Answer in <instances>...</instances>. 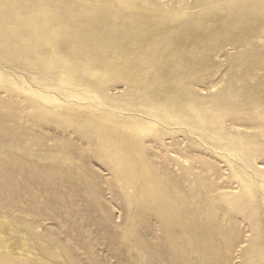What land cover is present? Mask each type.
I'll list each match as a JSON object with an SVG mask.
<instances>
[{"label":"rangeland","instance_id":"rangeland-1","mask_svg":"<svg viewBox=\"0 0 264 264\" xmlns=\"http://www.w3.org/2000/svg\"><path fill=\"white\" fill-rule=\"evenodd\" d=\"M0 264H264V0H0Z\"/></svg>","mask_w":264,"mask_h":264},{"label":"bare ground","instance_id":"bare-ground-1","mask_svg":"<svg viewBox=\"0 0 264 264\" xmlns=\"http://www.w3.org/2000/svg\"><path fill=\"white\" fill-rule=\"evenodd\" d=\"M181 209V208H180ZM180 209H178V208H175V211H176V213L178 214V215H182V210H180ZM194 218H195V216H194ZM198 219V218H197ZM176 222H177V220H176ZM173 224V223H172ZM173 226H174V224H173ZM201 226V225H200ZM199 226V227H200ZM175 228V227H174ZM207 229V228H206ZM205 228H200V230H201V232L199 233V230L198 231H196L195 233L197 234V235H199V237L197 236V238L198 239H200V238H202L204 241L209 237V233H207V232H205V231H207ZM177 230V229H176ZM175 231V230H174ZM177 232V231H176ZM213 237V236H212ZM196 238V239H197ZM197 239V240H198ZM210 239H212V238H210Z\"/></svg>","mask_w":264,"mask_h":264}]
</instances>
